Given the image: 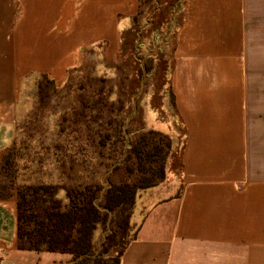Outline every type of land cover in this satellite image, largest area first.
<instances>
[{"label": "crops", "instance_id": "1", "mask_svg": "<svg viewBox=\"0 0 264 264\" xmlns=\"http://www.w3.org/2000/svg\"><path fill=\"white\" fill-rule=\"evenodd\" d=\"M140 2L0 0V164L17 138L23 83L45 75L63 87L87 50L115 57ZM170 21L180 191L139 196L119 264H264V0H184ZM0 264L70 256L18 250L16 198H0Z\"/></svg>", "mask_w": 264, "mask_h": 264}, {"label": "rangeland", "instance_id": "2", "mask_svg": "<svg viewBox=\"0 0 264 264\" xmlns=\"http://www.w3.org/2000/svg\"><path fill=\"white\" fill-rule=\"evenodd\" d=\"M140 1L115 57L87 50L63 87L42 75L23 83L17 138L7 152L6 169L0 170V187L9 195L37 184L91 181L106 190L122 181L153 180L156 186L139 190L130 211L114 215V220L109 213L97 226L94 252L106 259L115 257L136 233L141 197L159 199L180 191L184 136L168 86L178 21L165 22L169 10L164 0ZM140 65L142 81L137 77ZM59 195L65 200L64 192ZM128 214L122 231L117 222Z\"/></svg>", "mask_w": 264, "mask_h": 264}, {"label": "trees", "instance_id": "3", "mask_svg": "<svg viewBox=\"0 0 264 264\" xmlns=\"http://www.w3.org/2000/svg\"><path fill=\"white\" fill-rule=\"evenodd\" d=\"M164 1L167 3L166 11L169 10L164 17L167 23L171 16L172 19L176 17L182 3L181 0ZM138 67L137 77L142 81L143 69L141 65ZM42 78L48 77L42 75ZM123 128L124 125L121 127L122 134ZM102 143L104 139L100 137L98 144ZM9 155L3 157L0 170L6 169ZM154 186L156 184L153 180L144 178L112 184L106 190L91 181L70 185L37 184L19 188L14 195H9L7 188L0 187V198H16L18 250L65 254L70 256V264H119L127 244L136 233L126 241L115 257L108 259L104 253L94 252L93 234L109 213H113V220L114 215L122 216L123 212L130 211L134 205L139 190ZM61 192L65 193L66 202L59 195ZM129 217V214L123 216L122 223L117 222L122 231L127 229Z\"/></svg>", "mask_w": 264, "mask_h": 264}]
</instances>
